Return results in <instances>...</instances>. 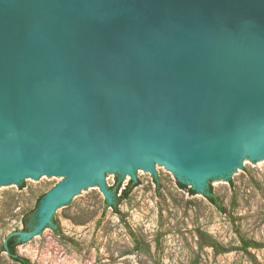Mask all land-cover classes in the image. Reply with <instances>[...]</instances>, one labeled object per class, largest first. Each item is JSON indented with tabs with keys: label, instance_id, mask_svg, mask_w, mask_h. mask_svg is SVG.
<instances>
[{
	"label": "water",
	"instance_id": "95a60500",
	"mask_svg": "<svg viewBox=\"0 0 264 264\" xmlns=\"http://www.w3.org/2000/svg\"><path fill=\"white\" fill-rule=\"evenodd\" d=\"M250 158L264 161V0H0V188L63 176L7 239L107 192L110 173L164 164L205 191Z\"/></svg>",
	"mask_w": 264,
	"mask_h": 264
},
{
	"label": "rangeland",
	"instance_id": "374dc122",
	"mask_svg": "<svg viewBox=\"0 0 264 264\" xmlns=\"http://www.w3.org/2000/svg\"><path fill=\"white\" fill-rule=\"evenodd\" d=\"M118 177L122 186L130 179L137 185L116 209L110 204L121 193L114 191ZM62 178L0 188V264H20L2 246ZM209 182L223 210L204 190L191 194L193 185L164 164L159 173H110L107 192L99 185L84 192L55 221L58 233L52 217V225L18 240L17 254L30 264H264V161L250 158L237 174Z\"/></svg>",
	"mask_w": 264,
	"mask_h": 264
},
{
	"label": "trees",
	"instance_id": "16d2710c",
	"mask_svg": "<svg viewBox=\"0 0 264 264\" xmlns=\"http://www.w3.org/2000/svg\"><path fill=\"white\" fill-rule=\"evenodd\" d=\"M117 183L114 186L115 194L118 195V191L121 190V193L117 196V200L115 204H110V206H114L117 209V205L119 203L128 197L132 189L137 185L136 182H134L133 179H130L127 184L122 186V181L119 180V177L117 178ZM181 188L187 189L188 185L185 182H178ZM22 185V183H21ZM191 194L197 193L196 189L193 187H190L189 190ZM204 195L208 198L210 202H212L219 210H223L222 201L220 198L214 193L213 186L209 182L205 191L203 192ZM41 200V199H40ZM39 202L37 203L36 207L32 210L28 211L24 214L22 222H23V230L29 231L33 228V226L37 223V211L39 207ZM56 222L53 223L52 228L57 232ZM58 233V232H57ZM18 236L14 235L7 239V248L5 245L2 246V249L6 251L10 257L19 262L20 264H30L29 260L27 258H24L17 254V246H18ZM215 247V244H213ZM224 251V250H222Z\"/></svg>",
	"mask_w": 264,
	"mask_h": 264
},
{
	"label": "bare ground",
	"instance_id": "6f19581e",
	"mask_svg": "<svg viewBox=\"0 0 264 264\" xmlns=\"http://www.w3.org/2000/svg\"><path fill=\"white\" fill-rule=\"evenodd\" d=\"M191 176L198 177V175H197V174H193V175H191Z\"/></svg>",
	"mask_w": 264,
	"mask_h": 264
}]
</instances>
